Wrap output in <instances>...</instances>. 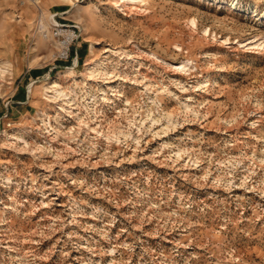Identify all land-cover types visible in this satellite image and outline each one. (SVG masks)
<instances>
[{"label":"rangeland","instance_id":"obj_1","mask_svg":"<svg viewBox=\"0 0 264 264\" xmlns=\"http://www.w3.org/2000/svg\"><path fill=\"white\" fill-rule=\"evenodd\" d=\"M135 1L0 0V264H264V0Z\"/></svg>","mask_w":264,"mask_h":264},{"label":"built area","instance_id":"obj_2","mask_svg":"<svg viewBox=\"0 0 264 264\" xmlns=\"http://www.w3.org/2000/svg\"><path fill=\"white\" fill-rule=\"evenodd\" d=\"M47 34L54 46L53 60L58 62L69 61L73 46L79 38V27L77 25L55 23Z\"/></svg>","mask_w":264,"mask_h":264},{"label":"bare ground","instance_id":"obj_3","mask_svg":"<svg viewBox=\"0 0 264 264\" xmlns=\"http://www.w3.org/2000/svg\"><path fill=\"white\" fill-rule=\"evenodd\" d=\"M67 1V0H66ZM123 1H132V0H123ZM136 1H138V0H136ZM135 1V2H136ZM140 1V0H139ZM132 3V2H131ZM104 68V67H103ZM84 70H85V72H88V74L89 73H91L92 71H93V67H92V63L90 62V63H87L86 65H85V67H84ZM59 84L57 83V81L55 80V79H53V80H51V81H48L47 83H45L44 85H43V87L46 89V90H48V89H51V91H53L54 93H56V94H58V95H61L62 93H61V90L59 89ZM45 93H47V92H45ZM55 94V95H56ZM53 96H54V94H52Z\"/></svg>","mask_w":264,"mask_h":264}]
</instances>
